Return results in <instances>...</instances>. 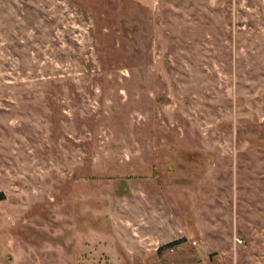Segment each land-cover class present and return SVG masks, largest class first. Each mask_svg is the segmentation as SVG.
<instances>
[{"label":"rangeland","instance_id":"374dc122","mask_svg":"<svg viewBox=\"0 0 264 264\" xmlns=\"http://www.w3.org/2000/svg\"><path fill=\"white\" fill-rule=\"evenodd\" d=\"M1 194L0 264H264V0H0Z\"/></svg>","mask_w":264,"mask_h":264},{"label":"trees","instance_id":"16d2710c","mask_svg":"<svg viewBox=\"0 0 264 264\" xmlns=\"http://www.w3.org/2000/svg\"><path fill=\"white\" fill-rule=\"evenodd\" d=\"M4 198H3V195L1 194L0 195V200H3ZM170 245H173V244H170Z\"/></svg>","mask_w":264,"mask_h":264}]
</instances>
